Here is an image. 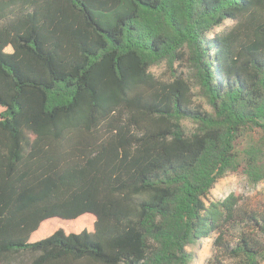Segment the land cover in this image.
<instances>
[{
    "label": "trees",
    "instance_id": "trees-1",
    "mask_svg": "<svg viewBox=\"0 0 264 264\" xmlns=\"http://www.w3.org/2000/svg\"><path fill=\"white\" fill-rule=\"evenodd\" d=\"M229 175L264 183V0H0V264H264Z\"/></svg>",
    "mask_w": 264,
    "mask_h": 264
},
{
    "label": "rangeland",
    "instance_id": "rangeland-1",
    "mask_svg": "<svg viewBox=\"0 0 264 264\" xmlns=\"http://www.w3.org/2000/svg\"><path fill=\"white\" fill-rule=\"evenodd\" d=\"M227 27L231 23L225 24ZM153 73L162 78L165 76V67L154 68ZM230 194L240 195L251 206H257L264 202V183L251 187L245 179L240 176L229 175L220 180L211 191L209 201H218L227 197ZM196 258L192 264H207V261L213 256L212 240H202L196 247L192 248Z\"/></svg>",
    "mask_w": 264,
    "mask_h": 264
}]
</instances>
